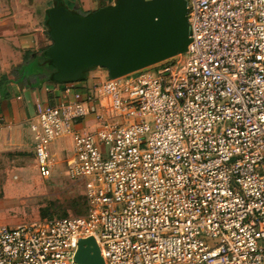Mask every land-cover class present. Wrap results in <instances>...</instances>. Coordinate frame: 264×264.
<instances>
[{
	"label": "built area",
	"instance_id": "2783aa9c",
	"mask_svg": "<svg viewBox=\"0 0 264 264\" xmlns=\"http://www.w3.org/2000/svg\"><path fill=\"white\" fill-rule=\"evenodd\" d=\"M187 20L173 63L36 101L37 172L65 152L87 211L0 224V264H79L87 237L104 264H264V0H187Z\"/></svg>",
	"mask_w": 264,
	"mask_h": 264
},
{
	"label": "water",
	"instance_id": "95a60500",
	"mask_svg": "<svg viewBox=\"0 0 264 264\" xmlns=\"http://www.w3.org/2000/svg\"><path fill=\"white\" fill-rule=\"evenodd\" d=\"M47 49L56 80H76L86 64L118 77L182 54L191 41L187 0H116L87 14L46 9ZM79 264H104L93 237L80 239Z\"/></svg>",
	"mask_w": 264,
	"mask_h": 264
},
{
	"label": "crops",
	"instance_id": "0c3cea01",
	"mask_svg": "<svg viewBox=\"0 0 264 264\" xmlns=\"http://www.w3.org/2000/svg\"><path fill=\"white\" fill-rule=\"evenodd\" d=\"M2 1L0 152L27 147L25 136L34 116L35 103L38 100L50 101V91L56 85L51 80L53 70L49 67L50 61L47 62L43 55L50 45L45 25L46 10L43 15H39L33 4L19 7L14 2L8 6L6 0ZM89 73L88 78L95 75Z\"/></svg>",
	"mask_w": 264,
	"mask_h": 264
},
{
	"label": "rangeland",
	"instance_id": "374dc122",
	"mask_svg": "<svg viewBox=\"0 0 264 264\" xmlns=\"http://www.w3.org/2000/svg\"><path fill=\"white\" fill-rule=\"evenodd\" d=\"M115 1L66 0L70 5L78 7L80 13L96 10L102 4ZM14 2L19 7L33 4L39 15H43L53 4V0H6L8 6H12ZM48 42L50 44L51 40L48 39ZM173 62L174 57L148 67L165 66ZM105 70L96 67L89 74H104ZM28 130L25 136L27 147L0 152V224L16 225L43 218L84 215L87 209L83 202L82 186L64 175L62 158L66 157L65 152L56 158L58 165L53 175L48 179L41 178L36 168L33 136L30 128ZM55 145L59 150L66 147L70 149L71 137L59 138ZM74 201L78 202L76 208L72 205ZM44 207L48 208V214L42 217L40 210Z\"/></svg>",
	"mask_w": 264,
	"mask_h": 264
},
{
	"label": "trees",
	"instance_id": "16d2710c",
	"mask_svg": "<svg viewBox=\"0 0 264 264\" xmlns=\"http://www.w3.org/2000/svg\"><path fill=\"white\" fill-rule=\"evenodd\" d=\"M55 3H57L58 5H61V6H63V7H65V8H68L69 10H73L74 12H76V13H80V11H79V8L78 7H75V6H72V4L70 5L69 3H67L66 2V0H53V4H55ZM112 2H110V3H107V4H102L100 7H103V6H105V5H109V4H111ZM52 4V5H53ZM89 12H91V11H88V12H85V13H80V14H87V13H89ZM47 34H48V37H49V39L51 40V37H50V35H49V31H48V29H47ZM52 44V40H51V43H50V45ZM49 45V46H50ZM49 46L46 48V50H44V52H43V55H44V57L46 58V60H47V62L48 61H50V57L47 55V49L49 48ZM49 66V65H48ZM52 66V65H51ZM49 66L52 70H53V75H52V81L54 82V83H56V84H62V83H65V82H68V81H72V80H56L55 78H54V74H55V72L57 71L56 69H55V67L54 66ZM97 66H95V65H93V64H86L85 66H84V68H83V70H82V76L81 77H79L78 79H76V80H84V79H88V73H89V71H91V70H93L94 68H96ZM83 202H84V204H85V206H86V209H87V202H86V199H85V197L83 196ZM75 208L78 206V202H75L74 201V203L72 204ZM78 212V211H77ZM40 214L42 215V217H45L47 214H48V208L47 207H44V208H41V210H40ZM65 217V216H64ZM43 219H53V218H43Z\"/></svg>",
	"mask_w": 264,
	"mask_h": 264
}]
</instances>
